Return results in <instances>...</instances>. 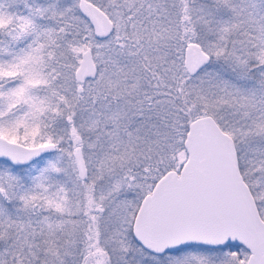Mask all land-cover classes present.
Returning <instances> with one entry per match:
<instances>
[{
	"label": "snow or ice",
	"instance_id": "1",
	"mask_svg": "<svg viewBox=\"0 0 264 264\" xmlns=\"http://www.w3.org/2000/svg\"><path fill=\"white\" fill-rule=\"evenodd\" d=\"M0 264H264V0H0Z\"/></svg>",
	"mask_w": 264,
	"mask_h": 264
}]
</instances>
